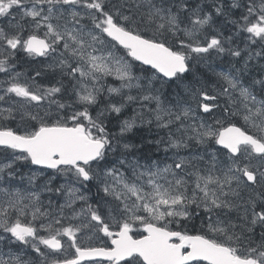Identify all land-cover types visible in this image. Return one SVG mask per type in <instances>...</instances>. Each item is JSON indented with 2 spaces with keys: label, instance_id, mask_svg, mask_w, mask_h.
<instances>
[{
  "label": "snow or ice",
  "instance_id": "1",
  "mask_svg": "<svg viewBox=\"0 0 264 264\" xmlns=\"http://www.w3.org/2000/svg\"><path fill=\"white\" fill-rule=\"evenodd\" d=\"M0 21V264H264V0H0Z\"/></svg>",
  "mask_w": 264,
  "mask_h": 264
},
{
  "label": "trees",
  "instance_id": "2",
  "mask_svg": "<svg viewBox=\"0 0 264 264\" xmlns=\"http://www.w3.org/2000/svg\"><path fill=\"white\" fill-rule=\"evenodd\" d=\"M209 2H210V0H209ZM224 3L225 4L230 3V0H224ZM238 14H239V10L234 9V10H232V14L230 17H216L213 27L208 29L209 33L215 34L216 32H219V33H222L224 36L230 35L231 34L230 30L233 29V25L228 23V19L231 17H232L231 19H235V18H237ZM233 47H235V45H233ZM241 47H243V45H241ZM228 59H229V57H227V56L223 57V58H217L215 56V54H213V56L210 58V61L213 62V60H214L213 64L214 65L216 64L217 68H221V69L224 68L226 71L227 68L229 67V65L226 62ZM24 60H26V58ZM201 64H203V63H201ZM197 69H198V67H197ZM198 72L203 74V75L205 74L204 76L205 77L207 76L206 78L208 80L210 79L209 82L210 81L212 82V80H214L213 77L210 75L211 72L208 69L207 70L203 69L201 71L198 70ZM209 75H210V77H209ZM138 135H139V133H138Z\"/></svg>",
  "mask_w": 264,
  "mask_h": 264
},
{
  "label": "rangeland",
  "instance_id": "3",
  "mask_svg": "<svg viewBox=\"0 0 264 264\" xmlns=\"http://www.w3.org/2000/svg\"><path fill=\"white\" fill-rule=\"evenodd\" d=\"M213 69V68H212ZM212 69H211V67H209L208 66V70H211L210 72L211 73H213V71H212ZM218 72V71H217ZM212 75V74H211ZM213 76H215V75H212V77ZM210 77V76H209ZM216 77V76H215ZM217 79V78H216ZM139 135H145V136H147V132H146V130H140V132H139Z\"/></svg>",
  "mask_w": 264,
  "mask_h": 264
},
{
  "label": "bare ground",
  "instance_id": "4",
  "mask_svg": "<svg viewBox=\"0 0 264 264\" xmlns=\"http://www.w3.org/2000/svg\"><path fill=\"white\" fill-rule=\"evenodd\" d=\"M232 18V17H231ZM234 18V17H233ZM225 57H226V55H225ZM213 59V58H212ZM211 59V60H212ZM26 60H29V59H26ZM213 62H214V60H213ZM213 62H211L212 64H213ZM31 63V60H29V64ZM219 67V66H218ZM212 69V68H211ZM214 69V68H213ZM31 70V69H30ZM30 70L28 71V72H30ZM16 71H18V68H17V70ZM209 71H211V70H209ZM209 74V73H208ZM213 74V73H212ZM205 75V74H204ZM210 75H211V73H210ZM209 75V76H210ZM212 76V75H211ZM207 77V76H206ZM214 77V76H213ZM212 78V77H211ZM210 80V79H209ZM216 81V79H214V80H212V82H215ZM211 82V81H210Z\"/></svg>",
  "mask_w": 264,
  "mask_h": 264
},
{
  "label": "flooded vegetation",
  "instance_id": "5",
  "mask_svg": "<svg viewBox=\"0 0 264 264\" xmlns=\"http://www.w3.org/2000/svg\"><path fill=\"white\" fill-rule=\"evenodd\" d=\"M24 65L25 66H30L31 64H29V60H24Z\"/></svg>",
  "mask_w": 264,
  "mask_h": 264
}]
</instances>
